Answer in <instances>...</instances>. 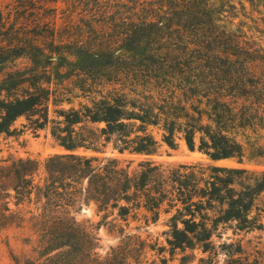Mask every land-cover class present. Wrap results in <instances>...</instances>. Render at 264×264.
I'll list each match as a JSON object with an SVG mask.
<instances>
[{
    "label": "trees",
    "instance_id": "trees-1",
    "mask_svg": "<svg viewBox=\"0 0 264 264\" xmlns=\"http://www.w3.org/2000/svg\"><path fill=\"white\" fill-rule=\"evenodd\" d=\"M248 1L252 8L264 3ZM130 3L132 13L122 17V32L106 46L100 38L96 44L78 42L71 52L61 51L62 44L48 53L35 39L22 38L13 29L1 35L0 67L5 66L4 57L12 54L28 56L34 69L0 82V90L7 93L28 86L22 97L0 100V135H9L18 118L38 112L43 113L39 128H45L51 87L69 79L72 71L77 77L89 78L122 62V94L93 100L92 106L80 110L55 112L63 120L53 121L52 136L63 154L43 162L18 159L0 165V231L15 226L31 234L36 238V251L52 264H84L85 242L90 245L87 264L122 261V247L105 259L95 253L96 233L72 216V210L82 203L94 202L99 210L117 212L119 218L143 208L156 221L169 193L175 195L181 208L177 210L180 219L172 218L167 240L171 254L200 249L217 257L211 239L219 226L235 222L240 231L256 229L250 215L264 192V174L259 177L246 169L213 167L205 176L196 167L181 166L171 173L170 192L161 167L151 162L140 164V172L131 174L116 160L100 162L78 153L90 149L91 138L75 127L88 122L104 123L101 135L107 140L117 135L119 153L156 154L159 145L149 132L155 127L162 130V140L170 148L181 134L189 150L197 148L213 162L241 160L244 147L230 131L250 125L252 105L258 111L264 109V46L256 36L264 33L261 18L251 19L253 26L237 22L239 13L232 0ZM241 8L245 10L242 3ZM4 25L0 14V33ZM118 52L122 54L117 56ZM221 248L227 258L224 264H259L240 243ZM208 264H215L214 259Z\"/></svg>",
    "mask_w": 264,
    "mask_h": 264
},
{
    "label": "rangeland",
    "instance_id": "rangeland-1",
    "mask_svg": "<svg viewBox=\"0 0 264 264\" xmlns=\"http://www.w3.org/2000/svg\"><path fill=\"white\" fill-rule=\"evenodd\" d=\"M130 1L0 0V14H3L5 22L1 29L0 41L4 37L1 36L5 34L4 32L13 29L18 31L22 38L35 39L36 45L48 53L55 50L52 49L53 46L62 44L64 45L61 46V51L71 52L78 42L96 44L100 38L106 46L110 44V40L122 32V17H127L129 12L132 13L133 6ZM232 2L239 13L237 22L245 21L253 26L251 19L261 18L263 21L259 19V25L261 29H264V3L262 5L256 3V6L252 8L248 0H232ZM241 3L245 7L244 11ZM256 36L263 40L264 46V33L256 34ZM70 43L73 45H69ZM120 52L117 56L122 54ZM4 58L5 66L0 67V82L9 75H16L18 72L29 74L34 69L26 55L15 58L12 54H8ZM70 59L74 60L73 57ZM55 66V64L52 65L51 69ZM72 74L74 75L71 76ZM69 76V79L55 82L51 87L53 96L49 104V124L45 128H39L43 123L41 119L43 113L38 112L18 118L13 123L9 135H0V165L6 161L18 159L43 162L50 156L63 154L64 150L58 146L52 136V129L55 126L53 121L63 120L55 112L80 110L81 106H92L93 100L100 101L103 97L122 94V62L108 70L98 71L89 78L77 77L76 71L69 73ZM27 87L18 88L10 93L0 90V100L22 97ZM55 100L60 103H56ZM252 106L249 114L252 118L250 125L230 131L244 147V156L241 160L230 158L213 162L197 148L195 151L189 150L181 134L176 135V145L170 148L162 140V130L155 127H150L149 132L159 145L156 154L148 156L128 151L119 153L118 148L121 145L118 136L115 135L107 140L101 135V130L105 127L104 123L88 122L75 127V130L83 133L88 140L91 138L90 149H80L78 153L86 157H95L100 162L116 160L122 168H128L131 174L140 172V164L151 162L154 166L161 167L168 182L166 189L170 192H172V184L169 182L171 173L180 170L181 166L196 167V170L205 171V176L210 175L208 169L218 167L246 169L260 177L264 174V109L258 111V106ZM196 141L198 144V137ZM170 194L161 205L156 221H153L154 215L143 208L133 209L128 217L119 218L117 212L113 214L112 210H99L94 202L77 205L72 210V216L77 223L92 228L96 233L98 246L95 253L100 259L109 257L114 250L122 247V256H120L122 261L119 260V264L133 263L137 259L140 264H162L163 260H166L167 264H182L184 257L187 259L186 264H202V260L208 264L210 259H214L215 264H224L227 258L221 248L222 245L238 243L243 246L251 260L257 259L259 264H264V192L256 200L250 215L256 222V229L240 231L235 222L219 226L211 239L218 253L217 257L210 252L203 253L200 249L176 251L171 254L167 240L170 239L172 218L176 216L180 219L177 210L181 206L176 203L175 195ZM11 207L14 208V206ZM209 216L213 217L214 212H210ZM181 227L182 225L179 224V228ZM30 235L15 226L0 231V264H52L48 258L39 255V250L36 251V238ZM88 248L90 245L85 242L81 252L84 264H87L90 259Z\"/></svg>",
    "mask_w": 264,
    "mask_h": 264
}]
</instances>
